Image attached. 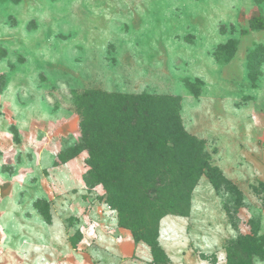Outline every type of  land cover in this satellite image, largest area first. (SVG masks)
<instances>
[{"label":"rangeland","instance_id":"rangeland-1","mask_svg":"<svg viewBox=\"0 0 264 264\" xmlns=\"http://www.w3.org/2000/svg\"><path fill=\"white\" fill-rule=\"evenodd\" d=\"M95 90L175 101L221 177L158 221L159 250L86 181ZM249 236L264 249V0H0V264H264Z\"/></svg>","mask_w":264,"mask_h":264},{"label":"trees","instance_id":"trees-1","mask_svg":"<svg viewBox=\"0 0 264 264\" xmlns=\"http://www.w3.org/2000/svg\"><path fill=\"white\" fill-rule=\"evenodd\" d=\"M79 103L83 115L77 147L88 154L86 181L103 185L119 225L135 241L159 250L158 221L185 212L202 175L218 189L219 173L204 160L199 143L182 130L175 101L95 90ZM260 239L249 236L239 243L250 254L262 255ZM227 264H232L230 258Z\"/></svg>","mask_w":264,"mask_h":264}]
</instances>
